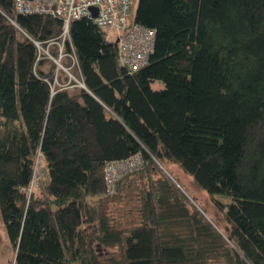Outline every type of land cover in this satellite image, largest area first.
Here are the masks:
<instances>
[{
  "label": "trees",
  "instance_id": "trees-1",
  "mask_svg": "<svg viewBox=\"0 0 264 264\" xmlns=\"http://www.w3.org/2000/svg\"><path fill=\"white\" fill-rule=\"evenodd\" d=\"M136 8L133 22L156 31L148 65L129 71L110 31L72 20L62 60L76 57L84 87L56 88L35 41H60L64 22L0 0L3 264H264V0ZM136 153L144 168L108 195L106 163ZM132 197L125 227L108 209Z\"/></svg>",
  "mask_w": 264,
  "mask_h": 264
},
{
  "label": "built area",
  "instance_id": "built-area-1",
  "mask_svg": "<svg viewBox=\"0 0 264 264\" xmlns=\"http://www.w3.org/2000/svg\"><path fill=\"white\" fill-rule=\"evenodd\" d=\"M14 2L16 12L21 15L47 14L58 17L64 22L61 33L62 43L59 41L49 43V45L51 43L59 45L58 60L51 56L48 50L46 53L57 65L63 67L71 78L74 77L69 70L77 65L76 57L69 54L73 64L68 68L62 66L60 62L67 56L64 52V42L69 37V26L72 20L84 18L110 31V36H114L117 43L121 65L131 72L147 66L149 58L154 53L156 31L130 21L134 0H14ZM94 10L97 11L96 14ZM35 43L40 49L42 48L39 42L35 41ZM71 80L63 88L70 87L73 81H76L78 86L84 87L82 80ZM142 168H144V157L139 153L125 160L107 162L104 178L108 195H116L119 182L131 173L141 171ZM35 184L38 183L35 182ZM32 188V186L29 188V193Z\"/></svg>",
  "mask_w": 264,
  "mask_h": 264
},
{
  "label": "rangeland",
  "instance_id": "rangeland-1",
  "mask_svg": "<svg viewBox=\"0 0 264 264\" xmlns=\"http://www.w3.org/2000/svg\"><path fill=\"white\" fill-rule=\"evenodd\" d=\"M138 2H139V0H134V4L132 6L131 17H130L131 22H133V20H134L133 16H135V12H136V9H137L136 7H137ZM59 42L62 43V39ZM52 44L53 43H51L50 45L47 44L48 46H46V48L42 47L40 49L42 54L45 55L47 50H49V51H51V53H53V51L55 50L54 46H58V45H52ZM66 60L67 59H63L62 63L60 62V64L62 66H64L65 68H68L70 65L73 64V61L72 60L66 61ZM50 65H52L51 66L52 69L55 68L54 70H52L53 71V78L52 79H54L53 80L54 81L53 82V86L54 87L63 88V86L69 84L67 82L68 81L70 82L71 79L80 81V78H78L75 75V67L74 66H73V68H71V70H69L71 76L74 77V78H71L70 75L67 74L66 70L63 67H60L59 65H57V63L54 62L52 60V58H50V61L46 62V64L42 65L41 68L45 72H47V71L49 72V71H51ZM54 65H55V67H54ZM60 70H62V71L64 70L65 71V72L63 71L64 74L59 72ZM65 73L67 75V78L65 76ZM152 85L154 86L155 89H160L161 87H163L161 82H155ZM76 86H78L77 82H76ZM78 87H80V86H78ZM159 165H162L161 167L168 172V174L173 178L174 181H177L175 179L178 178L179 183L182 184V186L184 188H186V189L189 188L192 193L194 192L196 197H198V199L202 203H205L206 208H208L210 216L213 213L216 214V210H215V208L212 207V205L210 203V199L207 196V194L204 191H200V190L196 191L195 188L191 185V183H192L191 177L188 176V175H185L183 173V171L180 169L179 166H177L176 164L175 165L171 164V163H167L166 165H163L162 163H160ZM41 168H42V166H37V170H39V174H40L38 176V178H37L38 181L40 180V176L43 175V173H42L43 170ZM43 168L45 169V165H43ZM165 170H163V172H165ZM189 197H191V196H189ZM192 199H194V198L191 197V200ZM132 200H133L132 202H130L128 200H125L123 203H120V205L112 204V205L109 206V209H108V212H110L111 217L115 221H120V223H122L125 227L133 226V224H136V221L138 219L137 212L134 210V208L138 204V201L135 199V197H132ZM0 239H1V242H2V249L3 250L8 249L9 246H10V241L8 239L7 229L5 228L4 220H3V217H1V214H0Z\"/></svg>",
  "mask_w": 264,
  "mask_h": 264
},
{
  "label": "water",
  "instance_id": "water-1",
  "mask_svg": "<svg viewBox=\"0 0 264 264\" xmlns=\"http://www.w3.org/2000/svg\"><path fill=\"white\" fill-rule=\"evenodd\" d=\"M94 12H95V14H96L97 11L94 10ZM163 170H165V169H163ZM165 172L167 173L168 176H170L166 170H165ZM170 177H171V176H170ZM171 178H172V177H171ZM172 179H173V178H172Z\"/></svg>",
  "mask_w": 264,
  "mask_h": 264
},
{
  "label": "crops",
  "instance_id": "crops-1",
  "mask_svg": "<svg viewBox=\"0 0 264 264\" xmlns=\"http://www.w3.org/2000/svg\"><path fill=\"white\" fill-rule=\"evenodd\" d=\"M0 263H2V264H3V263H5V262H2V260H1V261H0Z\"/></svg>",
  "mask_w": 264,
  "mask_h": 264
}]
</instances>
